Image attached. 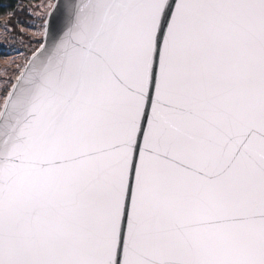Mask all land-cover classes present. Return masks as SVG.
Wrapping results in <instances>:
<instances>
[{
  "label": "snow or ice",
  "instance_id": "6c2138e0",
  "mask_svg": "<svg viewBox=\"0 0 264 264\" xmlns=\"http://www.w3.org/2000/svg\"><path fill=\"white\" fill-rule=\"evenodd\" d=\"M28 11L37 46L0 67V264H264V0Z\"/></svg>",
  "mask_w": 264,
  "mask_h": 264
},
{
  "label": "trees",
  "instance_id": "16d2710c",
  "mask_svg": "<svg viewBox=\"0 0 264 264\" xmlns=\"http://www.w3.org/2000/svg\"><path fill=\"white\" fill-rule=\"evenodd\" d=\"M33 0H0V5H11V8L0 7V23L9 22L10 26L15 25L13 34L15 35L20 31L19 27L34 26L35 17L29 13L28 9L31 7ZM9 11H15L16 15L9 19L7 13ZM17 21H21L22 24H17ZM7 52V48L4 46L0 48V57L4 56L3 53Z\"/></svg>",
  "mask_w": 264,
  "mask_h": 264
},
{
  "label": "rangeland",
  "instance_id": "374dc122",
  "mask_svg": "<svg viewBox=\"0 0 264 264\" xmlns=\"http://www.w3.org/2000/svg\"><path fill=\"white\" fill-rule=\"evenodd\" d=\"M32 5V4H31ZM32 16L35 17V23L34 26H31V29H29V26L23 27L24 29H26L27 31L25 32V40L24 43H20L19 40L17 39L16 41H13L11 38L8 40L7 44L5 45V47L7 48V52L8 53V59H13L15 60L17 63H23L24 62V58L28 55V53L35 48L37 45L35 44V38L32 37V31L38 30L41 21L36 19L35 13H32ZM3 25L4 23H0V33L3 32ZM19 29H21V26L19 27ZM13 34V33H12ZM14 35V34H13ZM29 38H31L33 40V43L29 44L28 40ZM2 39H0V43H2ZM4 56L0 57V67L3 66L4 64ZM16 71L15 68L13 67L12 69L9 70V76L14 79L15 75H16Z\"/></svg>",
  "mask_w": 264,
  "mask_h": 264
}]
</instances>
